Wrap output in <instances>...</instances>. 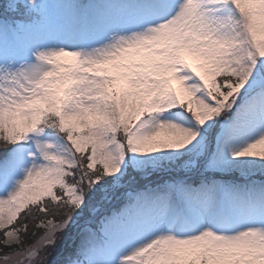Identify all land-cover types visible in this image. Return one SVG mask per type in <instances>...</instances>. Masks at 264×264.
Here are the masks:
<instances>
[{
	"label": "snow or ice",
	"instance_id": "snow-or-ice-1",
	"mask_svg": "<svg viewBox=\"0 0 264 264\" xmlns=\"http://www.w3.org/2000/svg\"><path fill=\"white\" fill-rule=\"evenodd\" d=\"M0 264H264V0H0Z\"/></svg>",
	"mask_w": 264,
	"mask_h": 264
}]
</instances>
